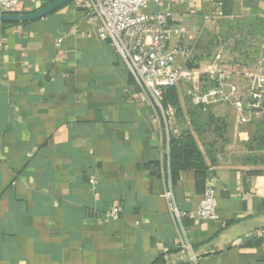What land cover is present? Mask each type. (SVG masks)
Returning <instances> with one entry per match:
<instances>
[{
	"label": "crops",
	"instance_id": "crops-1",
	"mask_svg": "<svg viewBox=\"0 0 264 264\" xmlns=\"http://www.w3.org/2000/svg\"><path fill=\"white\" fill-rule=\"evenodd\" d=\"M57 1L23 0L10 15ZM87 3L0 22V264H264V120L241 126L225 111L219 135L190 115L183 88L164 118L99 40ZM171 11L199 63L216 23L262 22L264 0H195ZM185 134L206 169L174 183L170 140ZM210 184L218 220H190Z\"/></svg>",
	"mask_w": 264,
	"mask_h": 264
},
{
	"label": "built area",
	"instance_id": "built-area-1",
	"mask_svg": "<svg viewBox=\"0 0 264 264\" xmlns=\"http://www.w3.org/2000/svg\"><path fill=\"white\" fill-rule=\"evenodd\" d=\"M195 0H88V17L96 25L100 41H109L125 61L140 95L165 118L175 109H164L163 92L183 88L191 104L204 115L223 117L231 109L241 126L264 120V45L257 62L249 66H227L222 50L200 64L193 61V49L182 44L181 31L172 24V6ZM23 0H0V16L10 15ZM159 11H150L152 5ZM60 43V42H59ZM60 44H58L59 46ZM168 111V112H166ZM218 199L213 184L206 187L199 209L190 220L216 221ZM171 214L180 221L182 213L174 200ZM118 209L110 218L117 220ZM183 247L190 249L188 242Z\"/></svg>",
	"mask_w": 264,
	"mask_h": 264
},
{
	"label": "rangeland",
	"instance_id": "rangeland-1",
	"mask_svg": "<svg viewBox=\"0 0 264 264\" xmlns=\"http://www.w3.org/2000/svg\"><path fill=\"white\" fill-rule=\"evenodd\" d=\"M261 21L216 23V34L203 40L204 47L200 49L199 54L201 62L204 59H209L216 50L223 51L227 66L234 65L236 62L246 64V62L259 60L264 45V20ZM230 110L229 107L225 108V111ZM221 154H225L224 151Z\"/></svg>",
	"mask_w": 264,
	"mask_h": 264
},
{
	"label": "trees",
	"instance_id": "trees-1",
	"mask_svg": "<svg viewBox=\"0 0 264 264\" xmlns=\"http://www.w3.org/2000/svg\"><path fill=\"white\" fill-rule=\"evenodd\" d=\"M198 58H194L189 66H193L197 63ZM258 61V60H257ZM249 62L246 64L237 63L243 66H249L250 64L257 62ZM178 90L176 88H168L163 92L162 97V106L167 108L168 105L176 107L178 105ZM192 105V104H191ZM190 109V115L196 116V121L207 123L208 125H213L214 131L219 135L226 133L227 121L224 117L214 118L212 114L204 115L198 108H195L192 105ZM202 120H201V119ZM199 121H198V120ZM170 168L171 174L175 181L177 180L180 173L188 170L200 171L206 169L203 156L198 150L193 137L189 134H185L180 139H171L170 140ZM255 174H261V172H256Z\"/></svg>",
	"mask_w": 264,
	"mask_h": 264
},
{
	"label": "water",
	"instance_id": "water-1",
	"mask_svg": "<svg viewBox=\"0 0 264 264\" xmlns=\"http://www.w3.org/2000/svg\"><path fill=\"white\" fill-rule=\"evenodd\" d=\"M69 1H71V0H59L56 3L48 6L44 10H42L38 13H35V14H31V15H25V16L5 15V16H0V22H25V21H31V20H35L38 18H42V17L50 14L51 12L55 11L56 9H58L59 7H61L62 5L66 4Z\"/></svg>",
	"mask_w": 264,
	"mask_h": 264
}]
</instances>
